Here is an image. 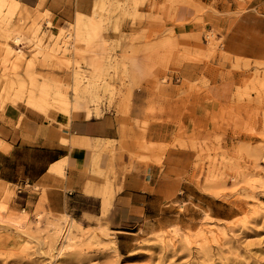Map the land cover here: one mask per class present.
I'll list each match as a JSON object with an SVG mask.
<instances>
[{"label": "rangeland", "instance_id": "374dc122", "mask_svg": "<svg viewBox=\"0 0 264 264\" xmlns=\"http://www.w3.org/2000/svg\"><path fill=\"white\" fill-rule=\"evenodd\" d=\"M13 1H0L1 117L21 110L50 120L65 109L116 114L121 136L90 144L95 159L85 182L97 168L98 189L108 179L111 198L126 173H146L150 164L162 171L167 150L176 151L136 228L135 218L116 215L115 197L106 213L98 199L79 198L64 213L79 228L50 212L44 195L24 210L15 187L0 183V264H264V0H96L91 13L68 21L43 4L14 9ZM182 5L195 9L189 22L199 25L201 43L205 33L207 56L199 60L210 79L203 85L169 77L197 60L174 29ZM9 47L23 57L7 55ZM145 79L151 97L138 106L134 90ZM216 81L213 93L207 87ZM192 98L205 116L188 110ZM155 124L174 129L159 141ZM103 152L111 157L106 168L96 160ZM81 210L91 214L81 217Z\"/></svg>", "mask_w": 264, "mask_h": 264}, {"label": "crops", "instance_id": "0c3cea01", "mask_svg": "<svg viewBox=\"0 0 264 264\" xmlns=\"http://www.w3.org/2000/svg\"><path fill=\"white\" fill-rule=\"evenodd\" d=\"M95 1L44 0L43 8L48 9L57 21H68L75 17L76 12L91 13ZM21 2L27 8L35 9L42 3V0H21ZM201 2L207 3L205 0H201ZM230 5L231 11H234L233 3ZM217 8L226 10L227 6L219 4ZM195 15V9L191 6H180L176 18L178 25L174 29L179 35H185L183 42L189 48V55L196 57L197 60L184 61L178 71L173 72L169 77L174 78L177 82L184 80L189 84L200 83L203 85L204 79H210L209 67L203 60H199L207 56V49L204 47L206 37L204 32L200 33V40L203 41L201 43L199 41V25L196 26L189 22ZM228 21H225L223 27H226ZM222 36L224 35L222 34ZM191 37H195V39H191ZM217 37L220 39L221 36ZM155 73L162 76L160 70L156 69ZM216 82L217 86L207 87L209 91L217 92L219 81ZM152 87L150 79L143 80L140 86L134 90V103L138 106L147 104L151 97ZM155 101L158 102V99ZM188 110L195 116H205L204 104H201L197 99L189 100ZM99 116L98 114L91 116L90 113V116L86 117L84 112H74L69 124H66L59 118L50 120L30 110H21L19 114L13 111L5 117L0 115V183L4 182V184L15 187L16 202L19 206H22L24 210L29 207L33 208L44 195L45 206L55 214L69 216L64 213H70L79 198L98 199L101 203L100 210L103 208L105 211L103 213L110 210H108V206L114 199L115 193L113 198L110 197L108 202H105L109 191L107 185L100 189L101 196H97L98 193L86 191L89 186L86 187L87 183H85L87 180L86 169L92 167L95 159V154L92 151L95 146L90 147V144L118 140L121 136V120L117 119L116 114L106 113ZM137 116H143V114L139 113ZM158 116H172V114ZM188 116L185 117V120ZM152 127L155 133L153 136L159 141L165 137L162 132L168 131L171 134L174 129L170 124H155ZM75 138L80 139L78 141L82 143V148L72 147ZM64 139L72 140L66 144L63 142ZM175 151L173 148L167 150L162 171L157 165L150 164L146 173L140 174L132 171L125 174L122 189L117 193L112 205H116V215L127 217V222L130 218L136 219L133 223L134 228L144 225L141 218L147 216L148 203L155 200L159 189L157 187L161 185V180L169 178L171 169L174 167L172 154ZM110 159L108 152H103L96 158L101 168H106ZM59 162L64 163L62 176L51 172V167ZM86 213L91 214L89 211L81 210L80 216L82 217ZM70 218L79 224V220L71 216ZM117 232L129 233L127 231Z\"/></svg>", "mask_w": 264, "mask_h": 264}, {"label": "bare ground", "instance_id": "6f19581e", "mask_svg": "<svg viewBox=\"0 0 264 264\" xmlns=\"http://www.w3.org/2000/svg\"><path fill=\"white\" fill-rule=\"evenodd\" d=\"M2 3H5V1L6 0H0ZM44 0H42V2H43ZM14 2V4H13V6H14V9L15 8H18V6H21L22 5V3H20V2H18L17 0H14L13 1ZM43 3H41V4H39V6L40 5H42ZM38 6V7H39ZM37 7V8H38ZM13 9V10H14ZM25 9V8H24ZM23 9V10H24ZM31 9V8H30ZM27 11H28V9H27ZM30 11V10H29ZM30 14V13H29ZM86 15V14H85ZM24 16V15H23ZM83 16H84V14H78L77 15V18H78V22L79 21H81V19L83 18ZM89 17V16H88ZM21 20H23V19H21ZM91 22V20H89V25H93V23H90ZM48 27H52V24L50 23V22H48ZM77 27H78V25H77ZM8 31V30H7ZM78 31V30H77ZM78 34L79 33H77V37H79L78 36ZM68 35V34H67ZM59 36V35H58ZM80 38V37H79ZM17 40H19V38L17 39ZM58 50V40L56 39V43H55V51H57ZM7 55H15V57L17 58V59H19V58H21V57H23L22 56V54H21V52H15V50L13 49V48H11V47H9V49L7 50ZM41 98H43V99H46L47 98V94L45 93H42V96H41ZM84 112L85 113V115H86V117H89L90 116V113L87 111V112H85V111H83V110H80V109H74V110H72V112L70 113V115H68L67 114V110L65 109V110H63L62 112H63V114H61L62 116H59V118L62 120V121H64L66 124L68 123L69 124V122H70V119H71V116H72V114L74 113V112ZM69 127V126H68ZM78 140H80V139H74V141L72 142V147H79V148H82L83 146H82V143H80ZM76 152V151H75ZM63 162H59V163H57V164H55V165H53L52 167H51V172H53V173H56V174H63ZM93 178H92V180H91V184H89V187L86 189V191L87 192H89V193H98L99 194V189H98V187H99V181L97 180V168H94V173H93V176H92ZM91 179V178H90ZM4 183V182H3ZM105 185H107V190H109L108 191V195H107V198L105 199V202H108V200L110 199V197H111V193H112V191H111V185H110V181L107 179L106 180V183H105ZM103 190V189H102ZM66 219L68 220V222L70 223V226L71 227H81V225L80 224H78V223H76L75 222V220H73L72 218H70L69 216H66ZM70 240H72L70 237L68 238V241H70Z\"/></svg>", "mask_w": 264, "mask_h": 264}]
</instances>
